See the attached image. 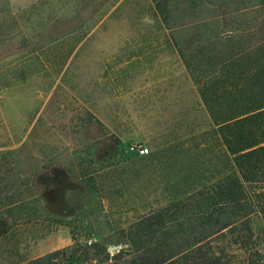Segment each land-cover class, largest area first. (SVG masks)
<instances>
[{
  "label": "rangeland",
  "instance_id": "374dc122",
  "mask_svg": "<svg viewBox=\"0 0 264 264\" xmlns=\"http://www.w3.org/2000/svg\"><path fill=\"white\" fill-rule=\"evenodd\" d=\"M212 1L191 16L189 0H0V264H84L73 236L134 250L131 227L230 171L202 142L216 125L181 54L210 68L198 31L234 28ZM197 213L153 217L146 240L188 236Z\"/></svg>",
  "mask_w": 264,
  "mask_h": 264
},
{
  "label": "trees",
  "instance_id": "16d2710c",
  "mask_svg": "<svg viewBox=\"0 0 264 264\" xmlns=\"http://www.w3.org/2000/svg\"><path fill=\"white\" fill-rule=\"evenodd\" d=\"M189 2L191 16L214 4ZM219 5L237 10L240 17L222 37L211 27L198 31L196 51L205 52L206 66L211 67L194 63L202 54H181L196 75L202 101L216 125L201 136L202 142L220 146L230 171L221 172V181L212 182L215 188L207 187L194 204L173 201L160 213L141 219L137 228L131 227L128 241L134 250L121 248L111 256L98 244L83 249L73 236L78 242L73 253L84 264H264V227L257 232L252 226L254 214L264 221V0H218ZM190 23L197 26L195 20ZM184 207L198 211L188 236L174 238L164 231L161 241L146 240L148 221L157 216L164 221L169 212ZM229 235L233 238L225 243ZM59 254L58 250L44 259L50 262Z\"/></svg>",
  "mask_w": 264,
  "mask_h": 264
},
{
  "label": "built area",
  "instance_id": "2783aa9c",
  "mask_svg": "<svg viewBox=\"0 0 264 264\" xmlns=\"http://www.w3.org/2000/svg\"><path fill=\"white\" fill-rule=\"evenodd\" d=\"M148 151H149L148 147H141L140 149V152L143 154L148 153Z\"/></svg>",
  "mask_w": 264,
  "mask_h": 264
},
{
  "label": "water",
  "instance_id": "95a60500",
  "mask_svg": "<svg viewBox=\"0 0 264 264\" xmlns=\"http://www.w3.org/2000/svg\"><path fill=\"white\" fill-rule=\"evenodd\" d=\"M114 248H116V247H114Z\"/></svg>",
  "mask_w": 264,
  "mask_h": 264
}]
</instances>
